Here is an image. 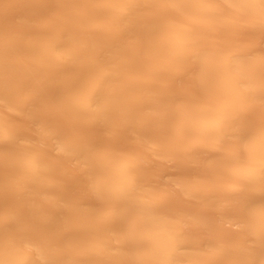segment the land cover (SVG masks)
I'll list each match as a JSON object with an SVG mask.
<instances>
[{"label": "snow or ice", "instance_id": "snow-or-ice-1", "mask_svg": "<svg viewBox=\"0 0 264 264\" xmlns=\"http://www.w3.org/2000/svg\"><path fill=\"white\" fill-rule=\"evenodd\" d=\"M53 8L57 21L48 27L39 56L55 63L80 59L85 51L95 53L91 37L134 9L156 15L152 30L138 40L130 59L110 50L90 59V72L64 108L79 118L106 116L146 85L159 86L164 93L180 87L183 92L172 103L150 108L148 116L131 111L124 118L128 131L139 123L168 158L183 162L195 175L146 189L140 158L125 140L117 150L95 157L115 162L114 170L98 186L96 203L69 218L74 232L60 240L42 239V225L19 223L7 213L0 216V264H33L29 253L40 248L49 253L45 264H94L85 257L112 254V236L119 237L121 247L111 264H229L200 258L218 249L183 244L177 225L211 227L204 215L174 214L179 203L189 199L241 216V226L264 247V206L245 214L234 207L237 194L256 186L264 191V54L232 51L229 42L212 51L201 47L202 41L231 31L252 9L259 11L264 28V0H62ZM81 15L90 17L86 24L80 23ZM33 123L45 136L64 137L71 147V129L62 118L37 117ZM30 131L31 126L18 129L15 163L38 176L43 143L30 142ZM91 163L85 159L86 167ZM120 200L133 205L130 216L116 207Z\"/></svg>", "mask_w": 264, "mask_h": 264}, {"label": "bare ground", "instance_id": "bare-ground-1", "mask_svg": "<svg viewBox=\"0 0 264 264\" xmlns=\"http://www.w3.org/2000/svg\"><path fill=\"white\" fill-rule=\"evenodd\" d=\"M60 2L62 0H0V216L7 213L19 223L31 221L42 225L38 233L40 238L54 240L75 231L69 218L75 211L96 203L98 186L113 173L115 162L95 157L117 150L125 140L132 144L140 158L146 189L173 185L178 179L195 175L183 162L168 158L158 143L144 135L139 123L135 131H128L129 125L124 118L131 111L148 116L150 108L172 103L183 92L180 87L164 93L159 86L146 85L131 99L126 98L122 107L113 109L106 116L79 118L64 108V102L90 72V59L109 50L130 59L138 40L152 30L156 15L134 9L122 20L109 23L102 33L91 37L95 53L85 51L80 59H66L60 63L43 61L39 53L45 48L48 27L57 21L53 5ZM89 19L81 15L80 23L86 24ZM259 21V11L249 10L231 31L202 41L201 47L212 51L218 44L229 42L232 51L260 56L264 54V28ZM37 117L43 121L62 118L71 129V147L63 142L64 137L45 136L33 123ZM256 119L260 120L259 112ZM29 126L30 142L43 143L42 171L38 176L29 174L15 163L18 129ZM85 159L92 161L90 166H85ZM262 206L264 191L259 186L234 197V207L241 214ZM116 207L124 216L134 212L133 205L127 200L118 201ZM174 214L208 217L210 228L193 222L177 225L183 233L182 242L189 249L219 250L201 259L229 264H247L249 261L264 264V247L241 226V216L229 209L206 207L201 201L189 199L181 201ZM256 227L259 231L258 220ZM109 243L112 254L85 259L94 264H111L119 258V237L112 236ZM29 255L33 264H45L49 258L46 248L33 249ZM71 258L80 257L72 254Z\"/></svg>", "mask_w": 264, "mask_h": 264}]
</instances>
